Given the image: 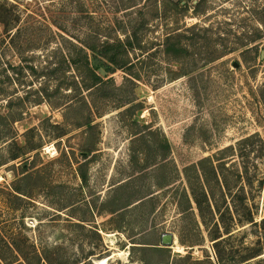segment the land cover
<instances>
[{
  "label": "rangeland",
  "instance_id": "obj_1",
  "mask_svg": "<svg viewBox=\"0 0 264 264\" xmlns=\"http://www.w3.org/2000/svg\"><path fill=\"white\" fill-rule=\"evenodd\" d=\"M16 1L20 54L0 50L20 67L0 75V115L8 101L22 112L7 124L16 140L0 139L3 238L33 263L35 253L53 264H217L212 219L205 229L186 203L183 173L217 156L262 180L245 187L255 224L228 222L218 250L264 248V0ZM132 32L135 77L116 71L84 91L79 49Z\"/></svg>",
  "mask_w": 264,
  "mask_h": 264
},
{
  "label": "trees",
  "instance_id": "obj_2",
  "mask_svg": "<svg viewBox=\"0 0 264 264\" xmlns=\"http://www.w3.org/2000/svg\"><path fill=\"white\" fill-rule=\"evenodd\" d=\"M17 7L18 3L16 0H0L1 52L4 48H9L17 54H20L18 47L21 41L19 39L22 33L27 32V27L22 26L21 12ZM260 24L264 27V20H260ZM173 38L174 37L170 35L164 40V47L168 53L170 42ZM258 39L260 38H256L255 40ZM5 41H7V43ZM136 41V35L132 32L127 34L122 41H102L96 45L94 44L93 46H86L85 48L79 49V54H82V65L80 68L75 65L74 71L80 75L79 78L83 90L91 91L96 87L107 84L108 80L106 78L116 71H121L125 74L127 73L130 77H135L132 74L133 65L129 60V56L139 47ZM23 44H25L27 48L30 47V40L24 38ZM14 67L17 70L20 69L19 66ZM54 67L56 68V66ZM15 68H13L10 63L2 61L0 53V75L4 79H8L7 75H10V71L13 72ZM27 69L29 72L35 73L33 66H29ZM99 70L103 72V77ZM57 71L58 70L55 69L52 70L53 73H57ZM0 94L6 96L4 86H0ZM39 94L41 95L40 92ZM6 109L10 111L3 116L0 115V139L16 140V133L9 130L7 124L9 126V123L19 121L22 112L18 111L16 116L13 117L11 114V102L9 101L7 102ZM85 125H88V123ZM253 137L255 136H250L249 138L241 140L238 145L243 143L246 144V142L250 141ZM230 150L231 148H225L219 155L221 156L222 153ZM85 155H88L87 152L84 156ZM23 156V154H16L12 157V160H17ZM238 157L241 156L238 155ZM222 160V158L217 156L205 158L200 160L196 165L189 166L183 170L192 198V202H189L186 198V203H188L189 206H192L191 203H193L205 229H207L205 218L212 219L213 234L211 232L212 228H208L207 231L208 238L211 242H214L213 249L217 264H251L252 260L261 256V252L264 248L260 246L241 248L236 255L230 256L227 259L221 254L218 247L223 241L221 239L222 234L225 236L231 234L228 222H233L235 226L242 225L243 223L255 224L253 223L252 206L248 204L250 199L247 197L245 187L248 189L247 192H251L255 187L254 181H257V183L261 185L262 180H257L256 176L249 175L244 166L242 170L236 169L235 172H230L231 170L225 166L226 164L222 162ZM215 162L216 164H214ZM81 179L85 181V176L81 175ZM15 192L20 194L16 190ZM241 211L243 214L240 216L238 213ZM260 222L264 223V218L261 219ZM115 229L119 228L117 227ZM16 245L15 242H12V238L7 240L0 234V264H53L49 258L39 256L35 253L33 254L34 263L30 262L28 260V255L24 254L23 251L21 252L19 246ZM17 256L21 258V262H18ZM260 262L264 263V260H260Z\"/></svg>",
  "mask_w": 264,
  "mask_h": 264
},
{
  "label": "water",
  "instance_id": "obj_3",
  "mask_svg": "<svg viewBox=\"0 0 264 264\" xmlns=\"http://www.w3.org/2000/svg\"><path fill=\"white\" fill-rule=\"evenodd\" d=\"M261 58H263V53H261ZM100 74L103 76V72L99 70ZM174 238L173 235L171 234H166L162 236L161 238V246H166L168 248H171L174 245Z\"/></svg>",
  "mask_w": 264,
  "mask_h": 264
},
{
  "label": "bare ground",
  "instance_id": "obj_4",
  "mask_svg": "<svg viewBox=\"0 0 264 264\" xmlns=\"http://www.w3.org/2000/svg\"><path fill=\"white\" fill-rule=\"evenodd\" d=\"M108 258L100 259L96 261L94 264H105L107 262Z\"/></svg>",
  "mask_w": 264,
  "mask_h": 264
}]
</instances>
